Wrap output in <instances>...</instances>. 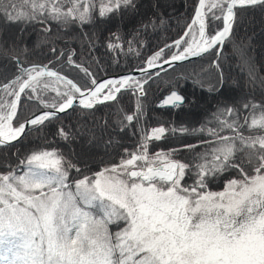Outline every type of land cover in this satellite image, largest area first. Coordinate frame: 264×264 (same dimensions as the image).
<instances>
[{"label":"snow or ice","instance_id":"snow-or-ice-1","mask_svg":"<svg viewBox=\"0 0 264 264\" xmlns=\"http://www.w3.org/2000/svg\"><path fill=\"white\" fill-rule=\"evenodd\" d=\"M142 8L143 0H0V37L15 28L0 55L16 69L0 82V264H264V99L227 97L220 63L264 0H193L182 34L156 44L150 37L173 14ZM101 25L106 34L85 31ZM74 35L88 39L86 60ZM210 53L219 71L208 91L223 99L195 123L150 126L153 105L199 104L184 84L203 92L201 73L167 82L162 74ZM129 57L137 62L122 63ZM101 109L122 119L98 124ZM78 140L79 152L59 147ZM113 154L118 162L106 159ZM226 173L236 177L211 190Z\"/></svg>","mask_w":264,"mask_h":264},{"label":"trees","instance_id":"trees-1","mask_svg":"<svg viewBox=\"0 0 264 264\" xmlns=\"http://www.w3.org/2000/svg\"><path fill=\"white\" fill-rule=\"evenodd\" d=\"M154 4L159 3V9H153V6L149 3V0H143V8L142 11L151 12V11H161L166 14H173L171 24H168V21L165 22V27H162L159 30V35H152L151 41L153 44L162 42L164 40H170L171 38H175L178 35L182 34L186 23L190 22V18L193 14L192 12V4L193 0H171L169 7L163 3V0H154ZM153 4V5H154ZM260 24V25H259ZM250 26V29L253 31V28H257L254 33H249V35L244 34V29ZM110 27V26H109ZM167 28V30H165ZM101 29L104 30L106 34L107 30L103 25L100 26V29L88 28L85 31L95 32L97 35H100ZM11 32H15V28L10 30ZM10 32H7L5 36H9ZM33 39H36L39 34L33 33ZM39 38L43 41L44 37L39 36ZM102 38V37H101ZM75 40V46L79 49L81 53L84 54L83 59H87L88 49L85 47L88 44V39L85 37L83 40L79 39L78 36H73ZM0 42L1 39H0ZM243 43L244 47L241 49L240 45ZM94 55H99L101 57V62L107 67L108 56L104 55V49L98 46V51ZM21 59L23 56L21 55ZM214 59L213 54H206L202 57H197L193 60L183 62L182 64H177L175 71L173 72L171 68L168 69V75L165 76L162 74V79L167 82V80L171 77H174L183 73H192L193 71L197 73H201V79L203 80L204 91L201 92L200 88H194L191 81L184 84V90L187 94H198V96L205 97L206 101L204 107L199 110L200 114L198 115V110L196 106L189 110L185 108L182 111L175 112L171 109H160L156 108L154 105L147 112V120L150 126H157L159 122L174 120L177 123L181 121L195 123L197 120L201 119L203 113L205 111H209L213 105H215L217 99H223V97H216L214 94L208 91L215 84L216 75L219 71L214 68L212 65V61ZM129 60L132 63H136L134 57H129L123 59L122 63L127 64ZM237 60L238 62H236ZM261 60V61H260ZM220 63L222 66L223 74L226 77L224 83V92L227 97L230 99H234L239 101H243L245 97L249 99H253L254 102L259 103L261 99H264V13H262L259 9H253L248 12L245 17V24L242 28H238L236 31V35L233 37L231 41H229L223 51V55L220 58ZM116 65L113 63V69ZM251 69V74H250ZM15 65L11 63L8 59L4 57V55H0V82L11 77L15 72ZM93 70H95V66H93ZM203 70V71H202ZM112 69H109V74ZM64 72H68L70 76L75 75V72L70 71L65 68ZM103 75V73H101ZM231 77H239L240 79L245 80L249 86L247 87L250 91V94L246 96L244 92L240 89H236L230 81ZM54 95V93L52 94ZM160 91L155 92V97L160 96ZM35 110V109H33ZM258 114V113H257ZM69 116L72 117L70 121H66L68 123H75V117L72 116V113L69 112ZM198 118H193V117ZM63 119V116H62ZM119 119L116 115L109 114L108 109H101L96 113V121L98 124H102L103 121H116L119 123ZM50 131H54V129H50ZM49 144L53 147H56V144L49 139ZM122 143H124L128 147H132L135 143L134 139L131 137L125 138ZM79 142L73 141L71 145L60 142L59 147L63 149L64 153L67 154L69 147L74 149H79ZM160 148H167L168 142L162 141L159 144ZM111 152V150H109ZM105 158V157H104ZM100 159V158H99ZM97 159V160H99ZM106 159H115L117 162L119 161V157H116L114 154ZM235 173H226L223 178H218L216 182H214L210 189L213 191H219L223 188V183L228 178H235Z\"/></svg>","mask_w":264,"mask_h":264},{"label":"rangeland","instance_id":"rangeland-1","mask_svg":"<svg viewBox=\"0 0 264 264\" xmlns=\"http://www.w3.org/2000/svg\"><path fill=\"white\" fill-rule=\"evenodd\" d=\"M154 2V0H149V3L151 4V6H153V3ZM163 3L166 5V7H169V4L171 3V0H163ZM154 9V8H153ZM260 25V24H259ZM257 28L258 27H256V28H253V31L250 29V26H248V27H246V29H244V34H245V36L246 35H249V33H254L256 30H257ZM10 32V34H9V36L10 35H12L13 33H14V31H9ZM0 39H1V41H3L4 39H7V36H4V37H0ZM236 62H238L237 60H235ZM261 61V60H260ZM230 81H232V84L234 85V87L236 88V89H240V90H242L243 92H244V94H246V96H248L249 94H250V91H249V89L247 88L248 86H249V84H247L246 82H245V80H243V79H240L239 77H231L230 76ZM205 87V86H204ZM197 97H198V99H199V104L198 105H196V109L198 110V115L197 116H199V114H200V112H199V110L201 109V108H203L204 107V104H205V101H206V98L204 97H201V96H198V94H195ZM193 107H195V106H193ZM258 115V114H257ZM193 117L194 119L195 118H198V117ZM190 124H191V122H189ZM78 142H79V145L81 146V143H82V141H79L78 140ZM80 146H79V149H75L77 152H79L80 151ZM100 153H101V156H98L97 157V159H99V158H104L103 157V155H102V153H103V149L101 148L100 150ZM222 190V189H221Z\"/></svg>","mask_w":264,"mask_h":264},{"label":"water","instance_id":"water-1","mask_svg":"<svg viewBox=\"0 0 264 264\" xmlns=\"http://www.w3.org/2000/svg\"><path fill=\"white\" fill-rule=\"evenodd\" d=\"M193 59H195V58H192V59H190V60H193ZM190 60H189V61H190ZM185 62H186V61H185ZM165 67H167V66H165Z\"/></svg>","mask_w":264,"mask_h":264}]
</instances>
